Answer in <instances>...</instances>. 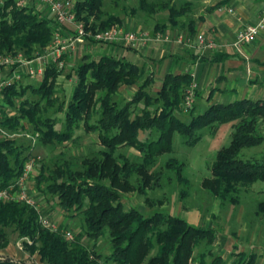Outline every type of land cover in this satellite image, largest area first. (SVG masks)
<instances>
[{
    "label": "trees",
    "instance_id": "obj_1",
    "mask_svg": "<svg viewBox=\"0 0 264 264\" xmlns=\"http://www.w3.org/2000/svg\"><path fill=\"white\" fill-rule=\"evenodd\" d=\"M136 1L145 17H161L154 23L153 34H168L170 29L182 31L184 34L178 35L185 40L193 39L194 22L177 21L192 13L190 0ZM103 7L104 0H75L72 11L76 21L92 33L122 26V20ZM52 21L16 0H0V55L22 54L28 60L37 57L53 41L56 29ZM74 72L76 82L67 104L54 94L61 70L53 65L46 67L37 86L14 82L4 88L3 105L14 114L1 110L0 125L14 133L23 130L25 122L38 143L52 149L77 142L74 134L80 129L97 134L98 150L69 158L62 152L48 163L42 161L33 177L35 191L51 196L65 218H81L80 232L68 240L65 225L51 231L38 222L34 208L0 200V251L8 246L7 230L11 229L18 238H28L32 243L25 247L47 264H224L220 255L211 252L217 235L214 228L194 226L164 212L146 217L135 208L125 209L122 196L137 192L147 202L146 190L159 187V180L168 173L182 187L180 197H187L184 163L173 156L174 135L192 147L201 140V131L231 123L230 141L216 152L208 167L210 177L202 180L201 188L222 205L238 206L241 189L264 181V158L257 162L238 158L242 150L264 141V100L212 104L197 115L192 107L187 111L189 120L183 121L177 114L184 110L185 93L192 84L188 73L166 74L160 88L150 94L151 73L122 58L84 57ZM123 86H136L131 99L118 97ZM27 91L32 98L26 96ZM50 110L63 114L62 120L51 118ZM120 148L135 150L140 160L130 161ZM30 158L29 146L15 138L0 137V190L16 182ZM255 213L264 215V201L257 203ZM83 239L94 243L88 246ZM100 239L109 245L105 256L95 246ZM232 257L233 264H255L257 259L255 253L245 252H233ZM0 264L15 263L2 260Z\"/></svg>",
    "mask_w": 264,
    "mask_h": 264
},
{
    "label": "rangeland",
    "instance_id": "obj_2",
    "mask_svg": "<svg viewBox=\"0 0 264 264\" xmlns=\"http://www.w3.org/2000/svg\"><path fill=\"white\" fill-rule=\"evenodd\" d=\"M74 1L75 0H70L71 4H73ZM181 1L182 0H176V3H180ZM202 1L203 0H190L196 12L202 9ZM38 5L39 8H42L41 10L36 8V6H32V8L37 9L41 15L52 19L51 16L48 15V11L40 4ZM103 10L117 15L122 20V26L127 30H132L128 25L134 26L139 30H152L155 21L161 18L159 15L154 18L145 17V15L139 10L136 0H104ZM131 11H134L135 13L132 14ZM52 23H54V21H52ZM56 30L62 32L60 33L62 39L67 38L63 35V31H68L73 34L71 29L64 26L57 25ZM110 47L117 49H135L126 46H104L94 42H84L83 44L78 45L74 52L64 56V65L61 69V74L57 78V85L54 92L55 96L60 101H64V103L67 104L76 82L74 70L76 66L82 62L84 57H87V60H96L102 55H112L114 58L121 59L119 54L113 55L109 53ZM126 59L131 61V58ZM13 67L14 66L8 69L12 71L11 68ZM8 69L0 70V84L11 81L17 82V85L23 87L27 85L37 86L42 78L41 76L30 78L24 73V71L19 70L17 72L18 74H21L19 75V79H15V81L10 76V70ZM135 91L136 86L131 88L123 86L119 89L118 97L123 98V100H129ZM147 91L150 94H154L156 88L151 85L147 88ZM26 96L32 98L29 91L26 92ZM3 99L0 91V111L7 112L8 115L14 114L13 110H10L3 105ZM220 103H227V101ZM207 105L208 104L204 98H195L192 105L194 115L202 113ZM49 116L58 120H62L63 118V114H55L53 113V110H50ZM177 116L183 121H188L190 118L189 112L184 111L183 109L177 114ZM0 120H2L1 114ZM60 127V123H57L56 128L59 129ZM261 130V134L264 136V123L262 124ZM231 132V123L222 124L211 131L210 129H205L201 131V140L192 147L184 145L180 136L175 134L173 139V156L184 163V176L189 182V187L187 188L188 196L181 198L179 192L182 187L178 184L173 175L165 173L159 180V187L146 190L147 202L146 197L137 192L124 194L122 196V203L125 209L135 208L146 217L151 216L156 211L179 216L191 225L214 228L217 233V238L225 237L232 244V252L242 251L247 254L255 253L256 255H260V247L264 245V215H257L255 212L257 203L264 201V181L256 182L247 188L241 189L238 194L239 204L236 207L228 204L222 205L218 199L209 196L201 188L202 180L210 177V171L208 169L209 165L213 162L216 152L221 147L228 145ZM14 133L16 134L15 140L17 142L22 143L25 147L29 146L30 159L34 160L33 177L37 175L42 161L48 163L50 159L55 156L58 157L62 152L65 153L68 158L80 157L88 155L100 148L97 134L94 132L85 133L83 129L76 131L74 134V137H78L77 142L66 143L63 146L54 149L41 146L38 141L32 146L31 141L27 137L28 135H32L31 127L25 122L23 123V130ZM119 152L132 162L140 160V156L133 149L120 148ZM238 158L242 161L249 162L260 161L264 158V141L259 146L242 150ZM165 159L166 156L161 158V161H164ZM29 187L40 212L43 213H41L42 216L56 226L65 225V232H70L73 237L76 233L80 232L81 218H65L59 208L54 205L51 196L46 197L35 191L33 180ZM7 232L9 243L4 250L0 251V261L11 260L15 264H47L40 259L37 252L32 253L25 246L23 250H19L16 247V243L19 240L17 233L13 232L11 229H8ZM254 234L257 236L254 237ZM83 242L88 246H92L94 243L86 239H83ZM95 246L102 256L109 253V245L105 239L97 241ZM229 247L230 246H227V248ZM200 250L201 249L196 250L195 256L198 255ZM211 252L214 255H220L221 258L224 256V253H218L216 251L215 245H213ZM223 259H225V261ZM223 259L224 264H231V257H223ZM210 260V257H208L207 261L209 262Z\"/></svg>",
    "mask_w": 264,
    "mask_h": 264
},
{
    "label": "crops",
    "instance_id": "obj_3",
    "mask_svg": "<svg viewBox=\"0 0 264 264\" xmlns=\"http://www.w3.org/2000/svg\"><path fill=\"white\" fill-rule=\"evenodd\" d=\"M16 1L22 3L21 6L39 8L35 0ZM222 1L224 3L221 6L232 9L233 13L217 11V4ZM202 3V9L198 12L192 5V13L188 17L178 18L177 21L182 23L192 20L195 29L193 39L197 35H202L206 40H212L218 44H231L241 28L258 21L260 12L264 8V0H203ZM128 26L132 28L130 31L154 35L152 30H139L134 26ZM167 32L171 36L184 34L182 31L170 29ZM63 35L67 37L69 32L63 31ZM109 53L119 54L120 58L125 60L131 58V61H127L143 67L146 73H151L152 86L156 88V91L160 88L166 74L188 73L192 77V84L196 86V98H204L207 106L228 104L242 99L264 100V32L255 41L243 46L240 51L231 47L204 51L186 49L183 45L175 43H154L141 45L135 49L110 47ZM19 70L22 69L17 71ZM226 101L227 103H220ZM256 236L254 234V237ZM213 245L216 246L218 253H224L223 257H231V264H233L232 244L227 238L216 237ZM227 246L230 247L227 248ZM260 248V255H257L255 264H264V245Z\"/></svg>",
    "mask_w": 264,
    "mask_h": 264
},
{
    "label": "built area",
    "instance_id": "obj_4",
    "mask_svg": "<svg viewBox=\"0 0 264 264\" xmlns=\"http://www.w3.org/2000/svg\"><path fill=\"white\" fill-rule=\"evenodd\" d=\"M38 4L43 6L48 15L51 16L54 23L52 27L56 29V26H64L73 31V34L69 32V36L66 39H62L60 32L54 31L52 43L43 50L37 57L28 60L22 54L17 55H0V70L8 69L14 66L12 71L10 69L9 74L13 80H18L19 75L17 69H22L27 76L34 78L36 76H43L45 69L49 65L57 67L61 70L64 65V56L74 52L77 46L84 42H94L102 44L104 46H126L131 48H137L138 46L154 43H175L183 45L186 49H199L204 51H216L222 50L226 47H231L236 51L255 41L258 36L264 32V8L261 10L258 21L255 24L247 25L241 28L235 35L231 44H218L212 40H206L202 35H197L195 39L185 40L181 35L171 36L169 34L156 33L150 35L141 31H130L123 26L113 25L109 29L103 32L92 33L84 28L81 22H77L72 11V4L70 0H35ZM22 5V3H18ZM218 12L233 13L232 9L226 7H218ZM15 80V81H16ZM14 82L8 81L0 84V91L8 87ZM196 86L191 84L185 93L184 99V111H188L192 108L195 101ZM15 133H9L0 125V137L15 138ZM31 141V145L34 146L37 141V135L27 136ZM34 160L29 159L23 166L21 174L18 176L16 182L9 188L0 190V200L20 202L32 207L38 214V222L51 231L57 229V226L50 222L47 218L42 216L39 211V207L36 204L35 198L30 191V184L33 180ZM66 239H72L70 232H64ZM31 241L26 238H19L16 243V247L19 250H23L25 244L31 245Z\"/></svg>",
    "mask_w": 264,
    "mask_h": 264
}]
</instances>
